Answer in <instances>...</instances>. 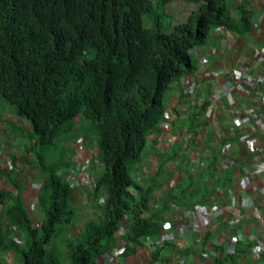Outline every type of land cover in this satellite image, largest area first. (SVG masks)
I'll use <instances>...</instances> for the list:
<instances>
[{"label": "trees", "instance_id": "16d2710c", "mask_svg": "<svg viewBox=\"0 0 264 264\" xmlns=\"http://www.w3.org/2000/svg\"><path fill=\"white\" fill-rule=\"evenodd\" d=\"M186 1L197 9L166 32L144 22L153 0H0V97L28 123L33 145L26 150L28 164L42 181L35 232L19 180L13 170L4 176L12 192L0 190V251L18 264H100L119 243L125 255L159 231L157 213L149 212L151 189L141 187L131 171L142 159L147 136L160 129L168 85L195 68L191 50L204 45L216 26L242 31L226 0ZM76 117L80 128L97 134L95 144L87 132L76 141H89L84 147L95 151L91 164L101 163L88 194L103 202L100 215L80 219L76 212L80 228L73 234L74 190L58 174L71 161L60 156L45 165L30 151L49 149L71 134ZM62 225L73 241L51 245ZM150 254L145 264H153L159 251ZM221 262L216 257L212 264Z\"/></svg>", "mask_w": 264, "mask_h": 264}, {"label": "crops", "instance_id": "0c3cea01", "mask_svg": "<svg viewBox=\"0 0 264 264\" xmlns=\"http://www.w3.org/2000/svg\"><path fill=\"white\" fill-rule=\"evenodd\" d=\"M226 2L229 16L242 31L214 27L206 43L191 54L194 70L172 81L165 92L164 109L173 114L172 126L147 136L142 159L131 171L141 187L151 189L149 212L157 213L159 231L144 236L131 253L122 255V248H114L100 264H145L157 249L153 264H212L216 257L221 264H264V250H250L251 244H264V178L255 166L264 159V127L258 125L264 121V102H254L264 94V0ZM243 10L249 17L246 26L241 24ZM202 54L208 57L210 70L239 66L250 73L252 83L234 89L233 69L217 77L206 74ZM217 90L224 93L212 98ZM207 107L211 121L205 117ZM234 114L243 115L239 124L233 123ZM12 123L3 121L11 129ZM91 165L95 178L101 163L95 160ZM17 179L33 217L37 211L29 208L30 189L18 175ZM73 190L72 201L83 205L77 208L80 219L86 210L96 214L99 203L89 191ZM6 191L12 192L10 186ZM213 203L218 211L202 226L206 216L198 212ZM75 222L73 234L80 228ZM230 235L238 237L232 252L227 251ZM7 257L16 262L11 253L0 251V261Z\"/></svg>", "mask_w": 264, "mask_h": 264}, {"label": "rangeland", "instance_id": "374dc122", "mask_svg": "<svg viewBox=\"0 0 264 264\" xmlns=\"http://www.w3.org/2000/svg\"><path fill=\"white\" fill-rule=\"evenodd\" d=\"M151 6L152 12L150 14V17L146 15L144 16L145 24L147 26H151L153 25V23H158L161 29L166 32H169L174 24L186 21L193 10L197 9L196 4L188 2L186 0H169L166 3H162V1L160 2V0H153V4ZM16 113V106L0 97V190L4 191H6V188H9L8 184L4 181V176L6 173L11 172V170H13L11 176L14 178H17L18 175V177H21L24 181L31 178L41 181V178L37 176V169L35 170L33 164L31 165V167L33 168H31L28 164L30 161V157L27 156L26 150L33 146L32 142H29L28 140L29 125L26 121L19 119ZM75 120L76 122L71 134L65 135V137L61 141H59L58 143L56 142L55 145H53L49 149L42 148L30 151V156L32 158L34 156L35 158L37 157L36 154L40 155L42 158V163L45 165H49L52 162L59 161L60 156H62V159H65L66 161H72L75 147L73 144H75L76 142V136L78 134H85L86 132L87 136L90 138L91 143L95 144L97 139L96 131L92 130L91 132H89L90 130L86 131V129L80 128V126L82 125L81 121L78 117H76ZM3 121H13V129L3 124ZM7 152L11 153L13 157L11 158L10 156H8ZM36 163H38V159L36 160ZM9 166H11V169H9ZM58 174L63 178L62 170L58 172ZM26 183L27 182L25 181V184ZM37 192L38 191L30 190L29 195L32 196V199L29 202V208L30 205L32 207H35L34 204L36 201ZM73 202L74 206L76 207L73 208L75 211V217L73 218V220H76V212H78L77 208L78 206L83 205H81L82 203H78L76 200H73ZM35 208L37 211L36 215L30 217L32 219L31 226L36 232L40 225L41 215L38 207L36 206ZM96 209H94L96 211V215H100V212H97ZM30 210L33 211L31 208ZM84 213L86 214V217H92V215H94L88 213L87 210ZM77 222L79 223V221H76L75 223ZM64 226L65 225H62L61 228H58L55 236L51 240V245H60L62 243L73 241V238L68 236L69 233L67 231H63L62 228ZM118 248H120V243L117 247H115L114 251H117ZM63 257H65V255H63ZM7 260L3 259L0 261V263L17 264L15 261L10 260L8 257ZM60 264L69 263L67 261L61 260Z\"/></svg>", "mask_w": 264, "mask_h": 264}, {"label": "built area", "instance_id": "2783aa9c", "mask_svg": "<svg viewBox=\"0 0 264 264\" xmlns=\"http://www.w3.org/2000/svg\"><path fill=\"white\" fill-rule=\"evenodd\" d=\"M216 28L222 29L223 26H217ZM215 28V29H216ZM196 48H193L191 50V54L196 52ZM200 62L204 64V71L206 74L213 75V76H221L222 74H227L229 73L230 69H233V80H234V89L239 90L242 88L243 85L246 84H251V75L246 71V69L239 67V66H233L230 65L226 67L225 69H216V70H210L208 66V57L204 54L201 55L200 57ZM224 92L221 90H217L212 93L211 97L212 98H220ZM255 103H263L264 102V94L259 93L255 98H254ZM211 109L210 107H207L205 110V117L206 119L211 121ZM242 113V112H241ZM243 114V113H242ZM244 115V114H243ZM243 115H233L232 120L234 124H239L241 121V116ZM172 118L173 114L171 111L164 109L162 119L160 120L159 126L161 130H167L172 126ZM260 127H264V121H261L258 123ZM264 153V150L261 149ZM95 151L90 150L89 152L86 151L84 147V142L81 138H78V140L75 142V147H74V152H73V159L71 161V164L67 167L64 175H63V181L64 183L68 186L70 189H79V188H85L88 191H91L94 186L95 178L92 176V173L90 171L91 169V155ZM264 160V159H263ZM259 161L256 163V169L259 175L264 178V161ZM9 169H11V166H9ZM244 176V175H243ZM242 176V177H243ZM241 177V178H242ZM240 178V180H241ZM239 180V181H240ZM243 180V179H242ZM241 180V181H242ZM28 188L32 191H38L41 182L40 180L36 179H26ZM99 204L103 202V198L100 197L99 201L97 200ZM35 205V204H34ZM36 207V205H35ZM33 209L34 207L31 206ZM200 211L198 212L199 214H204L206 216V220L202 222V226H206L210 222V214L211 213H216L218 211V207L216 204H208L205 207L200 208ZM262 217V215H260ZM124 231L123 228H120L118 234L121 237L123 235ZM238 240V237L235 235H230L229 236V245L227 247V251L232 252L233 245L235 242ZM250 250L252 253H260L264 250V244L262 243H254L250 245ZM207 254H203V256H206Z\"/></svg>", "mask_w": 264, "mask_h": 264}, {"label": "clouds", "instance_id": "9594fccd", "mask_svg": "<svg viewBox=\"0 0 264 264\" xmlns=\"http://www.w3.org/2000/svg\"><path fill=\"white\" fill-rule=\"evenodd\" d=\"M217 27V26H216Z\"/></svg>", "mask_w": 264, "mask_h": 264}]
</instances>
